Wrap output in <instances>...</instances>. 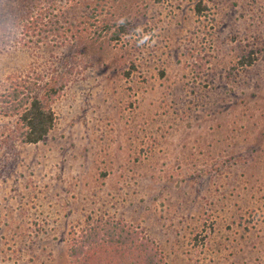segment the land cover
<instances>
[{
	"label": "rangeland",
	"instance_id": "obj_1",
	"mask_svg": "<svg viewBox=\"0 0 264 264\" xmlns=\"http://www.w3.org/2000/svg\"><path fill=\"white\" fill-rule=\"evenodd\" d=\"M89 1L57 3L64 45L0 50V91L65 81L38 143L0 116V264H67L101 217L141 229L165 264H264V0H119L139 35L116 44L70 37Z\"/></svg>",
	"mask_w": 264,
	"mask_h": 264
},
{
	"label": "trees",
	"instance_id": "obj_2",
	"mask_svg": "<svg viewBox=\"0 0 264 264\" xmlns=\"http://www.w3.org/2000/svg\"><path fill=\"white\" fill-rule=\"evenodd\" d=\"M62 1L67 4L70 0ZM118 1H89L87 21L77 34L70 30V37L79 38L81 31L88 30L94 36L93 41L102 37L107 43L116 44L135 32L139 35L133 15L111 11ZM58 2L0 0V50L11 43L64 45L66 39L58 41L66 33L60 32V26L61 29L64 27L60 11L55 12ZM203 8L200 3L195 5L198 14ZM103 11L110 16L102 15ZM254 60V54L249 52L241 55L238 62L243 67L251 65ZM64 82L57 85L55 81L43 83L40 77L18 76L0 91V116L14 119V131L21 143H38L51 131L56 122L52 103L63 89ZM66 256L67 264H165L162 250L146 233L111 217L97 218L93 222L87 220L71 238Z\"/></svg>",
	"mask_w": 264,
	"mask_h": 264
}]
</instances>
